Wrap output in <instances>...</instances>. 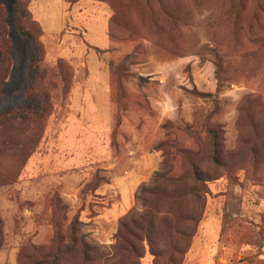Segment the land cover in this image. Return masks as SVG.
I'll list each match as a JSON object with an SVG mask.
<instances>
[{
	"label": "rangeland",
	"instance_id": "rangeland-1",
	"mask_svg": "<svg viewBox=\"0 0 264 264\" xmlns=\"http://www.w3.org/2000/svg\"><path fill=\"white\" fill-rule=\"evenodd\" d=\"M0 25V114L28 116L0 264H264V0H0Z\"/></svg>",
	"mask_w": 264,
	"mask_h": 264
},
{
	"label": "trees",
	"instance_id": "trees-1",
	"mask_svg": "<svg viewBox=\"0 0 264 264\" xmlns=\"http://www.w3.org/2000/svg\"><path fill=\"white\" fill-rule=\"evenodd\" d=\"M1 27L2 26L0 25V53L2 56L1 63H0V71H3L4 67H5L4 63L6 60V56L8 53L10 54V52H11V46H7L8 41L6 39V34H4L5 32H4L3 28H1ZM19 28L23 33L32 36L31 31L29 29H26L23 25H20ZM41 89L42 88L37 89L38 94H40V93L43 94V92H41V91H43V89L42 90ZM43 96H44V94H43ZM27 123H28V116L25 113H23V111L20 110L19 108H17L16 110L12 109V110H9L7 112L0 114V132H3L5 134V132L7 130H10V132L20 131L23 133V135L14 136V137H20L21 141H15L16 139L11 140L10 142L6 141L5 146L2 149H0V152L3 151L5 148H6V150H13V149H18L20 146L25 147L26 144H28L27 143L28 138L25 135V133L27 132V128H28ZM8 138L12 139L10 137H8ZM161 172H164V174H161ZM158 176L163 178V179L165 178L167 180L171 179L168 175H166L165 170L162 169L161 171H159L157 173V178L155 177L152 179V181H151L152 184L155 182L157 183ZM151 183H150V187H149L148 192H151ZM143 187H145V186H143ZM137 198H139V197H137ZM2 236H3V230H2L1 225H0V246H1Z\"/></svg>",
	"mask_w": 264,
	"mask_h": 264
}]
</instances>
